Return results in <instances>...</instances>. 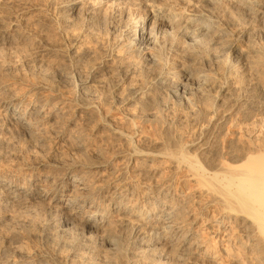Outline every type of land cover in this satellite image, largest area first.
<instances>
[{
	"label": "bare ground",
	"instance_id": "6f19581e",
	"mask_svg": "<svg viewBox=\"0 0 264 264\" xmlns=\"http://www.w3.org/2000/svg\"><path fill=\"white\" fill-rule=\"evenodd\" d=\"M0 264H264V0H0Z\"/></svg>",
	"mask_w": 264,
	"mask_h": 264
}]
</instances>
